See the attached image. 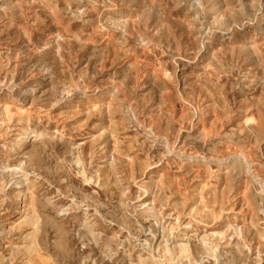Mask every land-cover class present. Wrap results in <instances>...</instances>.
Instances as JSON below:
<instances>
[{"label":"rangeland","instance_id":"374dc122","mask_svg":"<svg viewBox=\"0 0 264 264\" xmlns=\"http://www.w3.org/2000/svg\"><path fill=\"white\" fill-rule=\"evenodd\" d=\"M0 264H264V0H0Z\"/></svg>","mask_w":264,"mask_h":264},{"label":"bare ground","instance_id":"6f19581e","mask_svg":"<svg viewBox=\"0 0 264 264\" xmlns=\"http://www.w3.org/2000/svg\"><path fill=\"white\" fill-rule=\"evenodd\" d=\"M224 12V11H223ZM225 13V12H224ZM225 15V14H224ZM222 16H223V14H222ZM182 105V104H181Z\"/></svg>","mask_w":264,"mask_h":264}]
</instances>
